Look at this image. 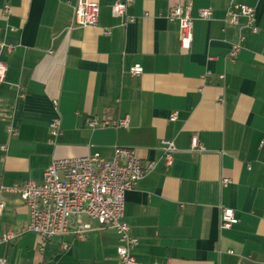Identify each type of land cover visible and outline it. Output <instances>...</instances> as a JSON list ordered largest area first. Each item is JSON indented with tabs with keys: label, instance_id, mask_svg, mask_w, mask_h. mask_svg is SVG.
Instances as JSON below:
<instances>
[{
	"label": "crops",
	"instance_id": "0c3cea01",
	"mask_svg": "<svg viewBox=\"0 0 264 264\" xmlns=\"http://www.w3.org/2000/svg\"><path fill=\"white\" fill-rule=\"evenodd\" d=\"M91 1L99 6L94 27L72 25L78 0H0V41L12 47H0V191L42 182L56 159L112 160L116 148L134 149L155 163L126 193L124 222L139 240L140 264H264V0H133L132 22L114 16L120 0ZM189 3L187 50L169 15ZM232 4L255 9L256 32L244 17L228 22ZM207 9L211 17L200 18ZM235 44L241 51L231 62ZM135 64L142 75L130 73ZM95 117L126 118L128 127L92 128ZM193 136L203 152L191 150ZM163 140L177 148L171 166ZM0 199V238L18 234L0 244L7 264H117L114 230L77 216L40 251L42 238L27 230L29 208L14 193ZM221 207L239 223L222 229ZM79 225L90 226L82 238Z\"/></svg>",
	"mask_w": 264,
	"mask_h": 264
},
{
	"label": "built area",
	"instance_id": "2783aa9c",
	"mask_svg": "<svg viewBox=\"0 0 264 264\" xmlns=\"http://www.w3.org/2000/svg\"><path fill=\"white\" fill-rule=\"evenodd\" d=\"M133 0H120L113 5L114 16L123 17L130 22L134 21L127 16V10ZM212 15L210 9L201 10L200 18L209 19ZM248 20V26L257 31L255 26V9L245 4H232L227 10L228 22L238 25L240 18ZM99 6L91 0H78L73 15V26L94 27L98 23ZM169 20L177 21L180 26V44L183 49L189 50L194 39V18L191 4L175 5L169 15ZM109 33V32H106ZM0 47H7L0 41ZM241 51V45L235 44L229 52L231 62H235ZM143 67L135 64L130 73L140 76ZM6 64L0 60V82L5 79ZM205 79V77H204ZM56 104V102H54ZM178 113L171 116V121H176ZM92 127L112 126L128 127V119L113 121L92 118L87 121ZM54 136L60 133V120L54 119L50 124ZM163 156L166 165L174 162L177 148L173 141L163 140ZM191 150L203 152L205 149L196 136H193ZM155 163L144 164L137 156L134 149L116 148L114 158L106 160L100 154L85 157L56 159L44 172L42 182H28L16 184L11 188H4L1 194H17L22 202L29 208L30 221L28 231L34 232L42 238L40 251L45 242L55 236H62L69 231V221L77 216H88L98 222V230H114L119 236L117 247V264H140L134 256V250L139 245V240L131 234L130 227L124 222L126 193L132 190L137 183L149 172L154 170ZM231 181L223 180L227 186ZM5 208V203L0 199V211ZM220 222L222 229H230L239 223L235 210L229 207L220 208ZM90 229L89 225H79L74 231L78 238ZM18 237L17 233L7 232L0 238V244H7ZM68 249V245L63 246ZM0 264H7L5 259H0Z\"/></svg>",
	"mask_w": 264,
	"mask_h": 264
}]
</instances>
